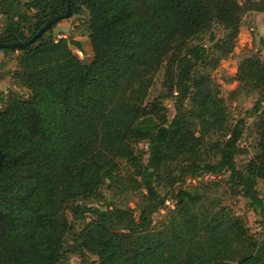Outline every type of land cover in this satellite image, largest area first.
I'll use <instances>...</instances> for the list:
<instances>
[{"label": "trees", "instance_id": "16d2710c", "mask_svg": "<svg viewBox=\"0 0 264 264\" xmlns=\"http://www.w3.org/2000/svg\"><path fill=\"white\" fill-rule=\"evenodd\" d=\"M67 2L0 0L2 34L25 41ZM69 2L73 14H88L89 62L72 51H82L79 41L54 37V26L29 46L1 49L19 52L12 76L28 95L0 90V264H67L69 252L98 264H264V231L253 239L242 216L204 205L198 186L183 188L227 172L264 226L256 189L264 180V61L250 54L237 65L238 87L258 94L245 111L256 118L257 151L241 168L245 117L228 125L207 69L232 53L243 14L264 13V0ZM214 23L224 33L210 37L211 49L190 44ZM162 67L164 92L146 101ZM164 99L173 100L172 117ZM103 186L145 192L131 209L105 205ZM168 200L167 219L153 222Z\"/></svg>", "mask_w": 264, "mask_h": 264}, {"label": "rangeland", "instance_id": "374dc122", "mask_svg": "<svg viewBox=\"0 0 264 264\" xmlns=\"http://www.w3.org/2000/svg\"><path fill=\"white\" fill-rule=\"evenodd\" d=\"M88 14L83 11L81 14H73L66 19L57 22L53 27V34L56 39L67 38L69 40H77L82 46V51L72 48V51L85 62L92 59V49L88 40L87 29ZM6 23V18L0 13V35L3 33V28ZM223 29L218 24H213L209 30L199 34L196 38L190 41L191 45L200 44L207 49H211L213 43L210 38L212 35L215 39L223 37ZM4 35V34H3ZM1 35V36H3ZM19 52L15 51L9 55H4L0 49V90L7 95L11 90L17 92L20 96L26 97L28 92L20 87L12 76V71L16 68V56ZM256 55L264 61V13L257 11H246L242 16L239 34L237 36L235 47L226 58L220 60L219 64L214 67H208L213 81L220 86V93L223 97L226 108L228 110L229 119L228 125H232L239 117H245V127L241 139L238 144L242 152L236 157V163L239 168L256 153L258 142V130L256 127L255 116L246 115L245 111L252 108L254 102L258 98L256 92L238 87V82L235 79L237 65L240 59L247 55ZM164 79V67L156 74L154 82L150 87L146 101H151L161 92H164L162 82ZM164 105L167 109V114L172 117L174 114L173 100L164 99ZM3 103L0 102V109ZM218 137L214 135L213 138ZM140 148L146 150L145 142L139 144ZM144 156V161H146ZM126 173V168L123 166L122 173ZM228 173H221L217 176L205 175L195 179H187L183 188L189 191L194 190V186L203 194L204 205L217 204L229 208L232 212L244 218L250 236L259 240L263 234L264 226L262 225L261 216L249 205L247 200L237 194L229 187L227 182ZM125 176V175H124ZM126 180V176L124 178ZM216 181L217 185L204 187L206 182ZM102 193L107 198L105 200H85L93 206L118 205L126 206L135 209L141 202L142 192L127 191L120 193L117 189H107L106 186L101 187ZM259 196L264 198V180L258 179L256 185ZM158 190L163 194L165 191L158 187ZM108 202V203H107ZM105 203V205H104ZM174 208V202L166 201L165 207L158 210L156 213L150 214L153 222H162L167 219L168 209ZM138 210L136 211V213ZM70 218V216H69ZM67 264H98L97 258L92 255H80L77 252H69L66 257Z\"/></svg>", "mask_w": 264, "mask_h": 264}, {"label": "water", "instance_id": "95a60500", "mask_svg": "<svg viewBox=\"0 0 264 264\" xmlns=\"http://www.w3.org/2000/svg\"><path fill=\"white\" fill-rule=\"evenodd\" d=\"M72 8L71 4L68 0L66 11L64 13L58 14L52 19L46 21L38 30L37 32L29 39L22 41L16 38L14 42H5L3 39L7 37V34H4L3 36L0 35V49L2 48H11V49H17L19 47H26L32 44L35 40H37L44 32L49 30L52 26H54L57 22H59L62 19L69 18L72 15ZM3 162V153L0 150V167Z\"/></svg>", "mask_w": 264, "mask_h": 264}, {"label": "flooded vegetation", "instance_id": "af4514ba", "mask_svg": "<svg viewBox=\"0 0 264 264\" xmlns=\"http://www.w3.org/2000/svg\"><path fill=\"white\" fill-rule=\"evenodd\" d=\"M1 35H3V34H1ZM3 41L7 42V41H6V38H5V39H3Z\"/></svg>", "mask_w": 264, "mask_h": 264}]
</instances>
